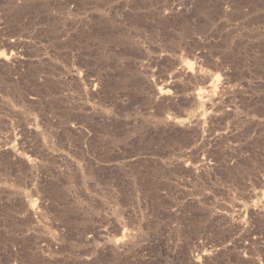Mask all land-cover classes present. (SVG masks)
Wrapping results in <instances>:
<instances>
[{
    "label": "rangeland",
    "instance_id": "rangeland-1",
    "mask_svg": "<svg viewBox=\"0 0 264 264\" xmlns=\"http://www.w3.org/2000/svg\"><path fill=\"white\" fill-rule=\"evenodd\" d=\"M0 264H264V0H0Z\"/></svg>",
    "mask_w": 264,
    "mask_h": 264
},
{
    "label": "built area",
    "instance_id": "built-area-1",
    "mask_svg": "<svg viewBox=\"0 0 264 264\" xmlns=\"http://www.w3.org/2000/svg\"><path fill=\"white\" fill-rule=\"evenodd\" d=\"M105 231V234L106 235H108V233H107V231H106V229L104 230ZM60 232H61V234L62 235H64L65 234V232H66V230H65V227H61L60 228ZM87 238H92V234H87ZM45 245V243H43V246ZM46 246V245H45ZM47 247V250H51V248L49 247V246H46ZM57 248V246L55 245L54 246V249H56ZM82 251V249L78 246V243H75L74 244V249H73V252H74V254H76L77 256H79V254H80V252ZM80 257H82V258H80ZM79 258H80V260L81 259H84V260H89V256H85V257H83V256H80Z\"/></svg>",
    "mask_w": 264,
    "mask_h": 264
}]
</instances>
